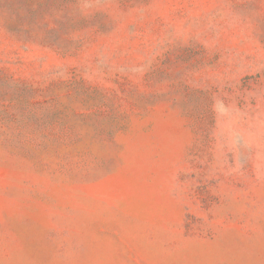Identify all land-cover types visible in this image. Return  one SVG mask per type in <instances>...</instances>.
Returning a JSON list of instances; mask_svg holds the SVG:
<instances>
[{
  "label": "rangeland",
  "instance_id": "obj_1",
  "mask_svg": "<svg viewBox=\"0 0 264 264\" xmlns=\"http://www.w3.org/2000/svg\"><path fill=\"white\" fill-rule=\"evenodd\" d=\"M0 264H264V0H0Z\"/></svg>",
  "mask_w": 264,
  "mask_h": 264
}]
</instances>
